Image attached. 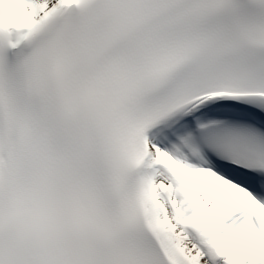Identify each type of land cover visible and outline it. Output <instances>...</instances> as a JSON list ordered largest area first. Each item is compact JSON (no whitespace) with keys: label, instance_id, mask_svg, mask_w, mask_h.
<instances>
[{"label":"snow or ice","instance_id":"1","mask_svg":"<svg viewBox=\"0 0 264 264\" xmlns=\"http://www.w3.org/2000/svg\"><path fill=\"white\" fill-rule=\"evenodd\" d=\"M0 264H264V0H0Z\"/></svg>","mask_w":264,"mask_h":264}]
</instances>
